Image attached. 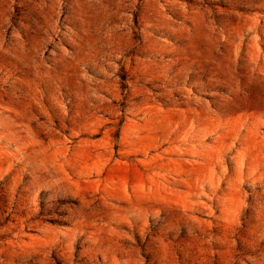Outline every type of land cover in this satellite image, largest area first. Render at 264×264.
Listing matches in <instances>:
<instances>
[{"label": "rangeland", "instance_id": "1", "mask_svg": "<svg viewBox=\"0 0 264 264\" xmlns=\"http://www.w3.org/2000/svg\"><path fill=\"white\" fill-rule=\"evenodd\" d=\"M0 264H264V0H0Z\"/></svg>", "mask_w": 264, "mask_h": 264}]
</instances>
